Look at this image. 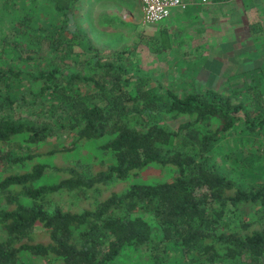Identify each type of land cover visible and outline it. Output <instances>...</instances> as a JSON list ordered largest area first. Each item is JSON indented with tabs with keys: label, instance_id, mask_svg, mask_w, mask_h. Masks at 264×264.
I'll use <instances>...</instances> for the list:
<instances>
[{
	"label": "trees",
	"instance_id": "1",
	"mask_svg": "<svg viewBox=\"0 0 264 264\" xmlns=\"http://www.w3.org/2000/svg\"><path fill=\"white\" fill-rule=\"evenodd\" d=\"M42 1L58 23L33 27V51L19 56L47 64L38 61L34 73L0 66V264L37 256L113 264L132 250L146 264H172V251L189 264H264V173L238 175L211 156L228 135L264 137L262 90L252 87L247 102L211 87L178 93L134 70L127 48L103 51L71 27L78 0ZM30 20L20 16L4 40L19 49ZM150 45L160 51L167 38ZM22 74L38 87L20 84ZM164 114L178 118L172 130L160 124ZM66 130L70 145L50 143ZM96 141L100 154L77 159ZM232 153V165L257 162ZM150 164L166 175L131 180ZM116 179L125 182L121 191L110 185ZM62 194L74 196L67 207ZM224 207L230 223L222 222Z\"/></svg>",
	"mask_w": 264,
	"mask_h": 264
},
{
	"label": "rangeland",
	"instance_id": "2",
	"mask_svg": "<svg viewBox=\"0 0 264 264\" xmlns=\"http://www.w3.org/2000/svg\"><path fill=\"white\" fill-rule=\"evenodd\" d=\"M139 2L140 0H78L77 7L70 13L69 22L71 27L76 24L84 30L103 51L127 48L134 70L149 74L156 82L178 93L211 87L247 102L252 95L250 89L255 91L257 87L264 95V0H224L206 13L194 15L193 26L176 27L179 32L175 37L172 35L173 39L170 37V46L161 51H155L152 46L140 40V33L155 34L151 37L158 40L159 24L154 27L140 23ZM24 13L32 16L28 25L32 32L23 34L16 41L17 46H20L18 49L13 47V42H6L4 38L10 36L11 27ZM55 23H58V15L42 0H0V66L12 65L33 73L40 67L39 62L45 66L46 60L24 59L19 54L22 53L23 56L33 51L32 34L37 31L33 27L38 24L51 26ZM192 35L195 40L193 45H189ZM22 75L17 77L20 84L34 89L38 87L36 82L29 80L25 74ZM128 88L132 87L128 85ZM177 123L178 118L170 114L160 117V124L168 129L172 130ZM72 138L70 131H58L49 141L54 146L70 145ZM243 141L245 142H241L233 134L228 135L211 156L222 161L227 168H234L235 174L240 172L242 176L248 177L264 173V137ZM100 151L98 141L88 143L86 147L79 149L80 156L76 154L77 159L89 161L93 155L100 154ZM227 151L235 152L237 157L245 152L252 154L257 162L249 169L243 167L241 160L232 165L231 159L225 156ZM165 175V168L150 164L141 171L140 177L131 180H160ZM122 183L125 182L116 179L110 185L121 191L124 188ZM72 200L74 196L62 194L58 203L67 207ZM223 209L225 214L222 222L230 223L235 217L229 207ZM133 213L143 215L154 223L152 215L145 211L137 210ZM167 256L172 264H189L178 252L172 251ZM142 257L141 250L125 251L113 264H146ZM26 259L30 264H62L59 261L47 262L38 256Z\"/></svg>",
	"mask_w": 264,
	"mask_h": 264
},
{
	"label": "crops",
	"instance_id": "3",
	"mask_svg": "<svg viewBox=\"0 0 264 264\" xmlns=\"http://www.w3.org/2000/svg\"><path fill=\"white\" fill-rule=\"evenodd\" d=\"M223 1L224 0H189V2L187 3V6L185 8H180V7L172 8L170 15L168 17L164 18L161 21H158L156 23L154 22L151 24L154 27H156V24H159V26H158L159 27V34H158V37H156V38L160 39L162 36H165L167 38V43L169 45L170 37L172 38L173 34L175 37V35L179 32V30L176 31V27L181 28L184 25H186L187 27L193 26L192 23L195 20L192 18L194 15L199 14V13H206L210 8H213L215 6H219L216 4H220ZM139 4H140V2H139ZM76 5H77V3H76ZM214 14L218 15L217 12H215ZM140 15H141V10L139 8V16ZM195 18H197V16ZM148 25H150V24H148ZM170 29H171V31H170ZM153 35H155V34L143 35V33H140L139 37H140V40L144 41L147 45L151 46L150 45V42L152 41L151 36H153ZM189 39H190L189 45H193L194 40H195L194 36L192 35ZM204 39H207V37H205ZM162 50H164V48ZM155 51H157V50H155Z\"/></svg>",
	"mask_w": 264,
	"mask_h": 264
},
{
	"label": "built area",
	"instance_id": "4",
	"mask_svg": "<svg viewBox=\"0 0 264 264\" xmlns=\"http://www.w3.org/2000/svg\"><path fill=\"white\" fill-rule=\"evenodd\" d=\"M189 0H140V23L148 25L163 20L172 8H185Z\"/></svg>",
	"mask_w": 264,
	"mask_h": 264
}]
</instances>
